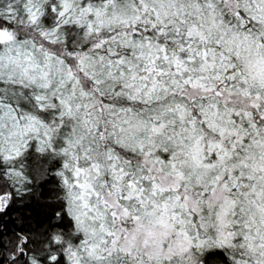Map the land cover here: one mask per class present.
I'll return each mask as SVG.
<instances>
[{
	"label": "snow or ice",
	"instance_id": "snow-or-ice-1",
	"mask_svg": "<svg viewBox=\"0 0 264 264\" xmlns=\"http://www.w3.org/2000/svg\"><path fill=\"white\" fill-rule=\"evenodd\" d=\"M0 264H264V0H0Z\"/></svg>",
	"mask_w": 264,
	"mask_h": 264
}]
</instances>
